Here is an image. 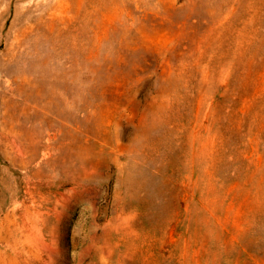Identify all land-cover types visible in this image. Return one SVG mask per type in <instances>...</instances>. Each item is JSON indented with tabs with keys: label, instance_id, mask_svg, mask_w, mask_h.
I'll list each match as a JSON object with an SVG mask.
<instances>
[{
	"label": "rangeland",
	"instance_id": "374dc122",
	"mask_svg": "<svg viewBox=\"0 0 264 264\" xmlns=\"http://www.w3.org/2000/svg\"><path fill=\"white\" fill-rule=\"evenodd\" d=\"M25 210L0 264H264V0H0V222Z\"/></svg>",
	"mask_w": 264,
	"mask_h": 264
},
{
	"label": "bare ground",
	"instance_id": "6f19581e",
	"mask_svg": "<svg viewBox=\"0 0 264 264\" xmlns=\"http://www.w3.org/2000/svg\"><path fill=\"white\" fill-rule=\"evenodd\" d=\"M21 217V222L16 221L17 218H4L0 222V232L2 234L4 233L2 238L7 242L9 249L12 250L5 258L9 263H15L17 257L22 254V252L17 249L22 242L32 244L39 240L38 235H36L30 227L37 221L33 212L25 210Z\"/></svg>",
	"mask_w": 264,
	"mask_h": 264
}]
</instances>
